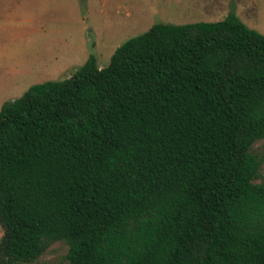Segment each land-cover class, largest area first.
I'll list each match as a JSON object with an SVG mask.
<instances>
[{
  "label": "trees",
  "instance_id": "trees-1",
  "mask_svg": "<svg viewBox=\"0 0 264 264\" xmlns=\"http://www.w3.org/2000/svg\"><path fill=\"white\" fill-rule=\"evenodd\" d=\"M264 34L156 23L0 110V264H264Z\"/></svg>",
  "mask_w": 264,
  "mask_h": 264
},
{
  "label": "rangeland",
  "instance_id": "rangeland-1",
  "mask_svg": "<svg viewBox=\"0 0 264 264\" xmlns=\"http://www.w3.org/2000/svg\"><path fill=\"white\" fill-rule=\"evenodd\" d=\"M230 13L264 34V0L227 7L220 0H0V102L70 77L91 54L107 66L118 46L156 23L214 22ZM252 150L264 157V138ZM255 182H264V161ZM3 234L0 225V240ZM68 250L67 242L55 241L20 264H69Z\"/></svg>",
  "mask_w": 264,
  "mask_h": 264
},
{
  "label": "crops",
  "instance_id": "crops-1",
  "mask_svg": "<svg viewBox=\"0 0 264 264\" xmlns=\"http://www.w3.org/2000/svg\"><path fill=\"white\" fill-rule=\"evenodd\" d=\"M220 1H221L222 3H225V4H226V7H227V6L230 4L231 1H237V2H239L240 0H220ZM224 13H225V12H224ZM218 14H219V13H218ZM215 16H216V15H215ZM215 16H211V17H215ZM222 20H223V19H222ZM219 21H220V20H219ZM197 22H200V21H197ZM204 22H207V21H204ZM208 22H209V21H208ZM191 23H192V22H191ZM22 64H23V63H22ZM5 71H6V73H7V72H11V69H10L9 67H6V68H5ZM29 88H30V87H29ZM29 88H28V89H29ZM28 89H27V90H28ZM27 90H26V91H27ZM26 91H25V92H26ZM25 92H24V93H25ZM24 93H23V94H24ZM23 94H22V95H23ZM22 95H21V96H22ZM21 96H20V97H21ZM17 98H19V97H17ZM8 99H9V100H8ZM14 99H16V98H14L13 96H10L9 98H6V99L4 98V99L0 102V107L2 108V106L4 105L5 102L10 101V100H14ZM1 108H0V110H1Z\"/></svg>",
  "mask_w": 264,
  "mask_h": 264
}]
</instances>
